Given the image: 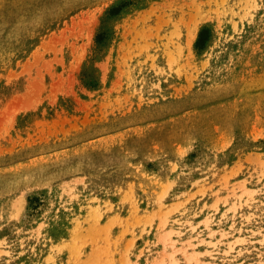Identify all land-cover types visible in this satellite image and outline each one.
Returning a JSON list of instances; mask_svg holds the SVG:
<instances>
[{
	"label": "rangeland",
	"instance_id": "rangeland-1",
	"mask_svg": "<svg viewBox=\"0 0 264 264\" xmlns=\"http://www.w3.org/2000/svg\"><path fill=\"white\" fill-rule=\"evenodd\" d=\"M0 264H264V0H0Z\"/></svg>",
	"mask_w": 264,
	"mask_h": 264
}]
</instances>
